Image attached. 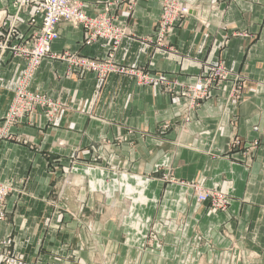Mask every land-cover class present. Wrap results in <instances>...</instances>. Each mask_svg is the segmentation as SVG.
Returning <instances> with one entry per match:
<instances>
[{"label":"crops","instance_id":"crops-1","mask_svg":"<svg viewBox=\"0 0 264 264\" xmlns=\"http://www.w3.org/2000/svg\"><path fill=\"white\" fill-rule=\"evenodd\" d=\"M88 16L119 0H80ZM14 0H0L8 13ZM162 0L123 1L111 10L129 35L116 63L190 84L220 62L241 80L190 112L179 97L115 74L68 75L44 59L28 87L62 108L38 112L0 138V182L12 189L0 243L33 264H264V0H181L189 8L167 36L152 39ZM25 7L18 34H31ZM54 53L104 59L107 41L57 25ZM24 64L0 63V126ZM226 195L224 211L196 202L189 187Z\"/></svg>","mask_w":264,"mask_h":264},{"label":"built area","instance_id":"built-area-1","mask_svg":"<svg viewBox=\"0 0 264 264\" xmlns=\"http://www.w3.org/2000/svg\"><path fill=\"white\" fill-rule=\"evenodd\" d=\"M119 1H124L130 11L137 2V0ZM119 1L108 3L94 16H88L80 0H14L12 6L15 14L4 34H1V30L8 13L4 10L0 11V63L5 56H10L24 64L23 73L16 83L9 108L3 116L0 138H10L9 130L12 127L18 126L26 119L33 122L38 112H43L50 123L56 120L62 108L60 101H52L28 87L44 59L64 62L67 74L76 77L91 74L96 80H100L109 75L119 74L133 78L139 86L155 85L164 92L181 98L182 107L187 112L199 107L209 98L210 91L220 87L224 82H231L226 104L236 103L241 99V80L231 76L224 62L213 65L190 84L176 79L170 80L162 75L154 76L139 68L116 63L115 52L129 35L127 29L117 23L115 15H111V10ZM25 7L31 8L32 11L27 20L31 34L22 38L18 34L17 26L19 14ZM161 7L162 11L155 24L152 39L157 48L164 47L167 36L189 13V8L183 6L181 0H162ZM60 23L84 30L87 46L99 40L107 41L109 45L107 56L104 59H95L71 52L53 53L51 45L58 38L57 25ZM189 187L194 192L196 202L208 203L215 211H224L227 208L226 195L205 190L196 183ZM11 192L10 186L0 182V219L5 216L4 204ZM10 243L9 240L0 243V264H29L10 252Z\"/></svg>","mask_w":264,"mask_h":264},{"label":"rangeland","instance_id":"rangeland-1","mask_svg":"<svg viewBox=\"0 0 264 264\" xmlns=\"http://www.w3.org/2000/svg\"><path fill=\"white\" fill-rule=\"evenodd\" d=\"M194 196H195V195H194ZM195 199H196V198H195ZM210 209H212L211 206H210ZM212 210H213V209H212Z\"/></svg>","mask_w":264,"mask_h":264}]
</instances>
